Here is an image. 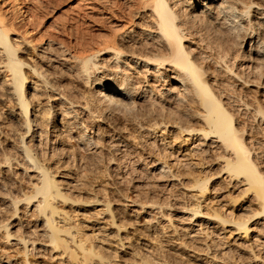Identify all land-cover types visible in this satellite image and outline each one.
I'll use <instances>...</instances> for the list:
<instances>
[{
	"label": "rangeland",
	"instance_id": "rangeland-1",
	"mask_svg": "<svg viewBox=\"0 0 264 264\" xmlns=\"http://www.w3.org/2000/svg\"><path fill=\"white\" fill-rule=\"evenodd\" d=\"M219 1L211 0L210 3L213 5ZM225 1L235 13L234 19L241 26H245L242 28H246V32L241 29L240 32L235 31L234 33L238 35L234 36L225 28L224 18H219L218 25L211 23L199 34L196 32L198 38H194L193 44L187 41L184 44H189L190 49L197 53L199 65L202 63L201 67L203 66L207 72L204 74H209L204 76L208 79L206 80L209 81V85L215 88L221 85L218 90L212 89L232 96L233 102L236 101L238 109L241 110H237L238 115L236 111L233 112L237 132L264 177V117L262 118L260 113L264 112L262 111L264 61L263 59L257 61L256 57L259 56L250 51L249 41L245 40L248 35L245 33L251 30H255L251 40L264 37L262 31L264 25L260 24L262 18L257 19L264 14V0ZM167 2L172 3V0ZM184 2L185 0H177L180 5L175 7V11L177 10L176 12L183 18L189 14L182 4ZM141 6L136 0H0V9L16 26V32H12L14 40L23 45L20 44L21 52H19L27 56L25 52L27 47L35 44L37 42L35 39L42 34L40 44L46 47L48 53L52 51L51 54L55 57L52 61L41 63L46 62L42 66L53 77L51 80L54 81L55 86L61 87L60 89L56 87L59 90L56 92L64 94L63 99L52 101L51 94L54 93L47 92L39 100L45 105L43 106L45 110L52 113L51 117L53 116L52 119L55 121L53 124L60 125L58 104L59 107L69 106L67 109L70 110V114L75 115L74 123L70 125V129L66 128L67 130L62 132L60 138L50 133L45 134L43 131L44 136L39 135L31 141L29 137L24 139L29 143L34 141L35 144L37 139L43 137L39 139L41 144H38V148L35 147L34 152L36 155L38 152L37 158L41 156L40 162L50 166L48 168L51 175L57 182L59 180L58 183L61 182L59 187L67 197V201L62 198L55 200L56 210L61 211L60 216H63L66 224L64 225L70 226L71 229L73 227L77 239L83 237L82 241L84 240L85 245H89L92 240L98 247L97 255L86 260L78 249L76 259L70 260L66 254L58 257V252L61 250L52 251L48 247H42L45 242L41 232L42 216L38 217L37 211L33 209L36 197L30 198V201L25 200L26 196H30L31 193L33 195L37 175L28 167L19 151L17 144H20L18 138L21 130L18 120L21 118L8 114L12 108L16 111L18 109L8 98L9 95H6V86L0 85V264H7L5 262L7 258L12 264H27V262L28 264H264L263 218L252 221L253 230L245 238H241L242 236L239 238V235L233 232L228 235L229 227L225 224L219 226L214 221L206 223L201 220L205 219L207 214L214 212L227 218H252L258 209V204L253 198V193L245 192L242 183L237 181L242 177L238 179L230 177L223 170V156L228 152L217 145L218 142L211 144L209 141L211 139L203 140L198 137L197 132V134L191 133L188 141L182 140L187 135L186 130H183L184 126L187 129L193 127L199 129L202 121L197 120L200 117L195 104L182 101L178 104L181 108L174 106L175 102L169 96L172 94L167 90L174 85L168 80L169 75L172 74L169 70L170 66L168 68V65L164 64L165 68L161 69L162 77L166 80L164 82L156 75L153 77V73H150L153 70L152 66H148L149 71H143L142 61H138V65H135L129 60L131 57L128 53L135 47L133 41L138 43L152 41L146 34L147 28L150 30L153 27L150 13L147 7ZM36 9L38 12L35 16L40 18L37 19L38 24L35 21V26L37 25L35 28L27 20L26 15L35 13ZM241 22H244L243 25ZM191 23L195 30L198 27V24H194L197 23L196 20H192ZM214 26L218 27L214 38L218 41L220 39L222 49L227 53L225 59H229V64L233 65H230L233 73L231 70H229L231 73L225 71L220 63L216 64L217 68L215 63H212V58L204 60L205 58L199 57V53L203 55L209 53L208 49H202V45L200 47V44H203L200 38L204 32H211ZM17 31L26 34V38L32 40V43L23 41L20 35H16ZM108 37L115 38L117 43L115 48L122 51L119 58L126 62L125 65L123 62H113L111 49L96 51L102 47L104 42L102 40ZM243 38L244 41L241 43ZM157 43L158 40L152 42L156 47ZM87 48L89 51L85 50ZM134 50L139 49L136 47ZM85 51L94 55L93 61L99 64V72L94 70L97 73L92 74L91 70L92 76L95 74L104 80V77L109 76L108 74L124 71L135 81L139 79L141 84L138 85L140 90L136 91L138 96H134L132 101L123 99L124 102H119V98L116 97L118 99L114 101L115 103L103 101L105 104H98L92 101L93 98L101 97V92L99 91L96 93L97 96L92 98L88 97L91 86L78 73L77 59L73 57L74 53L85 55ZM210 53L215 57L213 51ZM125 57L128 58L123 59ZM220 71L222 72L218 73ZM247 78H252V81ZM103 91L105 92L104 89ZM183 91L185 92L181 90L179 93L184 95ZM66 100L73 104L68 105ZM234 105L235 102L233 107ZM258 108L260 115L255 113ZM77 123H81L82 127L80 124L78 128ZM83 131L88 134L87 138L92 144L87 146L84 143L86 141L77 140L78 135ZM70 136L72 137L69 138ZM6 161L9 164H6ZM160 163L169 165V171L162 172L155 168ZM205 175L210 179V184L209 192L205 194L204 199L200 197L198 190L191 187V182L194 179L192 177L204 178ZM198 201L201 202L200 205L202 204L200 206L202 215L192 220L189 214L193 212V206ZM57 217L58 212L56 219ZM62 223L59 222L60 225ZM193 229L197 231L193 232ZM7 230L11 232V237H6ZM84 235L92 236L89 240H85ZM20 236L29 239L26 248L22 246V241H18ZM39 246L41 250L37 251ZM216 255L220 256L216 258ZM255 255L257 258L254 257Z\"/></svg>",
	"mask_w": 264,
	"mask_h": 264
},
{
	"label": "bare ground",
	"instance_id": "bare-ground-1",
	"mask_svg": "<svg viewBox=\"0 0 264 264\" xmlns=\"http://www.w3.org/2000/svg\"><path fill=\"white\" fill-rule=\"evenodd\" d=\"M136 1H137V4H140L142 6L147 7L149 10L148 12L150 13L149 15L151 17L153 27L151 26L152 28L150 30H148V28H147L148 32L146 34L149 36L148 38L152 39V41L149 42L147 40L149 43H147V42L146 43L145 42L144 43H138V41L137 42L133 41L132 43L135 46L134 48L138 47L139 50L136 51L133 48V51L128 53L129 54L128 56L131 57L129 60H131V62H133L135 65H138V63H139L138 61H142L143 67L141 70H143V71L144 70L149 71L148 66L149 65L152 66L153 72L151 71L150 73H153V77L156 75L157 77H159L161 79V81L163 80L164 82L166 80L164 79L165 77L164 78L162 77L163 71H161V69L165 68L164 67L165 65H168L167 66L168 68L170 66L171 69H169V70H171L172 74L169 75L168 80H170V82L174 85H172L170 83V85H172V86H171V88H167V90L172 94V95H169L171 97L172 101H174L177 104V105H175V103H174V106H178V108H181V106H179L178 104L182 101H184V102L187 101V102H189V104H195L194 106L198 107V109L196 111L200 117V119H197V120L202 121V125H201L202 127L200 126L201 128L199 127V129L198 128L195 129L194 127L187 129L186 126H184V129H183V127H181L180 130L183 129V130H186V132H187L186 133L187 135L185 136V138L182 136V138H184L182 140L188 141L187 139L190 138V137L188 138V136L191 133L195 132V134L198 133V135H199L198 137L202 138L203 140L204 139H207V140L211 139V140H209L211 142V144L218 142L217 145L222 146L223 149L228 152V154L225 153L226 155L223 156V160H224V164L222 166L223 170L225 172H227L228 175H230V177L237 178V179H238V177H242L241 179H238L237 181L242 183L243 190L245 192L250 191L253 193V195H254L253 198H255V200L258 204V209L254 213V215L252 214L253 215L252 218H249V217L227 218L223 215H220V214L214 212L212 214H207V215L205 214L207 217H204L205 219H201V220L204 222L206 221V223H210V221H214V222L218 223L219 226L225 224L226 226L229 227V229L227 231L229 233L228 235H230L231 232H233V234L239 235L238 236L239 238L241 236H242L241 238H245L253 230L252 229L253 227L251 226L252 221L256 220L257 218H263V221H264V177L262 175V172L258 169L256 164L253 162V160L250 156L249 149L246 147V145L244 144L243 140L240 138V136L237 132L238 128H236L237 125H235L236 123L234 122L235 113H233V112L234 111L237 112V110H240V109H238V107L236 105V101H234L235 107H233L234 102H233L232 96L230 97L229 95L221 94L223 92H221V93L215 92V90L217 88H220L221 85L217 88L211 87L209 85V81H207L208 79L204 77V76H207L209 74L205 75L207 72L205 71L203 66L201 67L202 63H201V65H199L200 63H199V61H197L198 60L197 53L195 51H193L192 49H190V45H189L190 43L193 44V40L197 36L196 32H198V34H199V32L203 31V29H207V27L210 26L211 23L212 24L215 23V25H218L219 18H224L223 22H225V28L228 29L230 32H232V34H234V36L236 34V33H234L235 31H239L241 29H244L242 27H245V26H241L240 23H238V21L234 19L235 13L232 11L231 7L226 4L227 2L225 0H220L219 2H215V3H213V5L210 3L211 0H185V2L182 3L185 6V7L184 6L183 7L189 11V14H187V15L185 14L186 15L185 18H183V16L181 17L176 12L177 10L175 11V7L180 3V2L177 3V0L176 1L172 0V3H168L167 0H136ZM181 2H183V1H181ZM207 2H209L210 4H208ZM36 4H38V3L36 2ZM39 5H41V4H39ZM179 5H178V7H179ZM39 8L41 10L40 6H39ZM184 8H183V10H184ZM37 9H38V6H37ZM178 11L181 12V10H178ZM34 12L36 13V12H38V10L34 11ZM245 12H247V11H245ZM35 13H31L29 15H26L27 20L29 22H31L32 25H34V26H35V21H36V24H38L37 19L39 17L38 16L36 18L37 13L36 14ZM182 13H184V12H182ZM7 16L8 15L2 9H0V85L6 86V89H7L5 91L6 95L7 94L9 95L8 98L11 99V101L14 103V105L18 109L16 111L14 108H12V109H10L9 113L8 112L7 113L9 115H12L15 117L17 116V117L21 118V119L19 118L20 120H18L19 121L18 123L20 125V126L19 125L18 126L20 127V130H21V132L19 133L20 138H18V136H17V138L20 139V144H17V145H19V147H18L19 151L22 154L23 160L26 161V164L29 165V166L28 165H26V166H28L30 169L35 171V173L37 175V178H35V179H37V181L35 183L33 182L35 184L34 189H33V195H31L32 194L31 193L30 196H26L25 200L30 201L31 200L30 198L36 197V201L34 200L35 204L33 205V209L37 211L38 217H39V215L42 216L41 217V220H42L41 225L43 226V230H41V232L43 234L41 232L40 233L43 235V237L45 239L44 241L46 242L45 243L43 241L45 244L41 243L42 247H45V248L48 247V249H50L52 251H55L57 249L61 250L60 252H58V257H60L62 254H66V256L70 260L76 259L77 253H79V252H77V249H78L82 253V256L84 257L85 260L90 259L91 256L97 255V248L98 247H97L96 242H93L91 240L89 245H85L83 243L84 240L82 241L83 237L77 239V237L74 234L75 232H74L73 227H72V229H73V231H72L70 226H65L66 224L63 221L64 218H63V216L62 217L60 216L61 211L56 210V206H55L56 201L55 200H57V198H59V200H60V198H62V199L67 201V197L62 192L63 189L61 190L60 189L61 187H59V184H61V182L58 183L59 180L57 182L56 179H54L55 177H53L51 175V171L49 170L50 168H48L49 165L47 166L42 161L40 162L39 158L41 156L39 158H37L38 152H37V155H36V152H34L35 147H37V146L39 147V145H38L40 143L39 139H42L43 137L41 136L39 139H37V142L35 141L36 142L35 144H33L34 141L32 143L30 142L31 143L30 144L28 140L25 141V139H24L26 137H29L30 141L34 140L35 138H38L39 135H43L42 134L43 131L45 134L50 133L51 135H55V136L57 135L59 137L60 135H62V132H64V130L66 128L70 129V125L74 123L73 122L74 121L73 116H75V115L70 114L71 113L70 110L67 109V108H69V106L68 107H62V105H61V107H59L60 104H58V109L59 108L60 109L57 111H58V115H60V117H61L58 121L60 123V125L58 126L56 124H53V122H55V121H54V119H52L53 116L51 117L52 113L50 114L48 111H46L45 108L43 107L45 105H43L42 104L43 102L41 103V101L39 100V98L43 97V95H45L44 93H47V92L48 93L49 92L54 93L53 95L51 94L52 97L48 96V94H46V96L53 98V99H51L52 101L54 99L62 100L63 96H64V94L62 95L61 93L56 92V90H57L56 87L59 88L58 87L59 85L55 86L54 81L51 80V78H53V77H51L50 74H48L49 72L47 73L45 68H43L42 65L44 63L46 64V62H44L43 64L41 63L43 61H47V62L50 60L52 61L55 58L51 54L52 48L49 49V51H51V52L48 53L47 52L48 50H46V47L44 45L42 46L40 44L41 43L40 42L41 37H42V34H40L37 37V39H35L37 42L33 45H30L31 48L30 47L28 48L26 46L27 50L25 52H26L27 56L22 55L20 53L21 52L20 46L22 44L20 43L21 44L20 45L19 42L17 43V41L14 40V37L12 35V32H14V31L16 32V26H15L13 20L9 19V17H7ZM34 18H36V20ZM258 18H262V21L260 24L264 25V14L261 15V17H257V19ZM191 19L196 20L197 23H194V24H198L197 25L198 27H196L197 30L193 29L194 25L191 23L192 22ZM189 20H190V22H189ZM220 20H222V19H220ZM220 23H222V21ZM242 23H244V22H241V24ZM222 25H224V24H221V26ZM36 26H35V28H36ZM216 28H218V27L214 26V28H212L211 32H207V33L204 32V35H202V37L200 38V41L203 42V44H200V47L202 45L203 47H201V48L202 49L204 48V50L208 49L209 53L208 54L206 53V55L199 53V55H200L199 57L205 58L204 60H206L207 58L208 59L212 58V63H215L214 65H216V64L218 65L220 63L219 65L224 66L223 69L225 71H229V70H231V66H233V65H231L232 64L231 62H230L231 64H229V59L228 60L225 59L227 56V53L224 52L225 50L222 49L220 39L218 41V39L214 38L215 37L214 35H216V33H217ZM245 29H244V31L246 32ZM254 31L255 30H251V31L245 33V35L246 34H248V35L246 38L245 37L244 38H245V40L248 39V41H249L248 45L250 47L249 48L250 51L252 50L257 56H259V57H256L257 61H258V59L259 60L263 59L262 61H264V37L262 39H260L261 37H259V38L257 37L256 39L251 40V38H253L252 34L254 33ZM262 31L264 33V27H263ZM19 32L16 35H20L22 37L23 41H25L27 43L32 41V40L30 41L26 38V36H25L26 34H22ZM193 32H195V34ZM229 34H231V33H229ZM210 35H213V36H210ZM236 35H238V34H236ZM114 37H108L110 39L107 38V39H105L106 41L102 40V41H104V42H102L103 43L102 47L101 48L99 47L98 49H96V51L99 52L103 49H107V50L111 49L112 50L111 55L113 58V59L112 58L111 59L113 60V62L114 63L123 62L125 65L126 62L124 60H121V58H119L120 57L119 55L122 53V51L120 49L115 48V44H117V43H116V40ZM244 38L241 39V41H242V42L240 41L241 43H243ZM234 39H236V38H234ZM155 40H158V43H157L158 46L157 47H156V45L152 44V42ZM185 41H187L189 43L188 44L189 46L184 44ZM135 43H137V44H135ZM197 46H199V45H197ZM50 47H48V48H50ZM82 48H83V46H82ZM24 49H26V48H24ZM24 49H22V50H24ZM85 50H88V48ZM88 51L87 52L85 51V55H79V54L74 53L75 56H73V57L77 59V63H78L77 68H79L78 73H80L81 77H84V79L83 78L82 79L85 80L86 82H88V84H90V86H91V90H90L91 92L89 93V95L87 94L88 97L90 96L92 98L94 96H97L96 93H99V91L101 92V97L98 96L96 98H93L92 101H94L98 104L99 103L101 104L104 102L115 103L114 101H116L118 98H119L118 101L122 102L123 99H128L129 101H132L131 99L134 96H138L136 91L140 90V89H138L139 88L138 85L141 84L140 81H138L139 79H137L135 81L134 79H132V77L130 78L129 76H127L126 72L121 71L119 73L115 72L114 74H108L109 76L104 77V80H102L101 79L102 77L100 78L99 76L95 75L97 72H99V70H98L99 64L97 65V63L93 61L94 59H92V57L94 55H92L91 53H88ZM210 51L214 52L213 55H215V57L214 56L212 57V54L210 53ZM105 52H108V51H105ZM45 53L47 55H45ZM79 53H81V52H79ZM60 54H61V52H60ZM260 56H261V58H260ZM30 57H33V58H30ZM231 57H233V56H231ZM127 58L128 57H125L123 59H127ZM222 62H224V63H222ZM77 63H75V64H77ZM70 66L72 67V65H70ZM217 68H218V66H217ZM219 69H220V67H219ZM94 70H96L97 72H95ZM91 72H92V74L95 72V74L92 76ZM221 72L222 71H220L218 73H221ZM231 72L233 73L234 71L231 70ZM231 72L229 71L228 73H231ZM50 73H52V72H50ZM240 73L241 72H239V74ZM53 75H55V74H53ZM105 75H106V73H105ZM216 75H218V74L216 73ZM215 77L217 78V76H215ZM244 77H246V76H244ZM233 78H235V77H233ZM240 79H242L241 76H240ZM251 79H248V80L252 81ZM143 81H144V83H146L145 79ZM244 81H246V80H244ZM245 84H247V83H245ZM251 84L252 83H250V85ZM242 85H243V83H242ZM262 85H258V86L261 87ZM212 86H214V85L212 84ZM212 88H214L215 90H213ZM103 89L105 90V92L103 91ZM142 90H144V89H142ZM167 90H165V91H167ZM181 90H185V92L183 91L184 95H181L179 93V92H181ZM57 91H59V90H57ZM163 91H164V89H163ZM88 92H89V90H88ZM182 96H184V97H182ZM116 97H118V98H116ZM168 99H169V97H168ZM165 101H167V100H165ZM169 101H170V99H169ZM47 102H45V103H47ZM66 103H68V105L73 104L72 102H67V100H66ZM171 103H173V102H171ZM189 106H191V105H189ZM230 106H232V107H230ZM232 108H234V109H232ZM191 109H193V107ZM263 110L264 109H262V111ZM256 111L257 112H255V113L259 114L260 108H258ZM184 112H186V111H184ZM187 113H190V112H187ZM250 113H253V112H250ZM260 113H261V117L262 116L264 117V112H260ZM237 115H238V112H237ZM181 116H183V115H181ZM80 124L81 123L76 124L78 126V128H80V126H79ZM178 126H180V125H178ZM81 127H82V124H81ZM18 132H19V130H18ZM184 133H185V131H184ZM87 135L88 134H86V132L83 131L81 134L78 135L79 137H77L78 138L77 140L81 139V140L86 141V142L83 141L85 143V145L92 144L88 140ZM65 136H67V134ZM71 137L72 136H70L69 138H71ZM84 143H81V144H84ZM45 145H47V144H45ZM93 146H95V144ZM201 150H204V149H201ZM195 151H196V149H195ZM199 153H201V152H199ZM191 154H194V153L192 152ZM58 162H60V160ZM6 164H9V162H7ZM65 164H63L64 167H65ZM58 165H59V163H58ZM168 166L169 165L166 166L165 164L160 163V165L155 167V168H158V170L163 172V171H167L170 168ZM58 172H59V170H58ZM55 173H57V171H55ZM62 173H64V172H62ZM206 177H207L206 175L204 178L201 177L202 179L200 177L197 178V176H196V178L192 177L194 179H193V182H191V187L198 190L199 191L198 194L200 195V197L202 196L204 199H205V194H207L209 192V184H210L209 183L210 179L208 177L207 178ZM62 183H64V182H62ZM200 203L201 202L198 201L194 204V206H193L194 209H192L193 212L191 211L192 213L189 214L190 219L193 220V218L200 217L202 215V214H200V206L202 205V204L200 205ZM205 203H207V202H205ZM12 204H14V203H12ZM59 209H61V208H59ZM14 210H15V208H14ZM57 212H58V217H57L58 219H56ZM61 221L63 223L60 225L59 222H61ZM188 222H190V221H188ZM4 223H5V221H4ZM192 224L195 225V223H192ZM198 226H200V225H198ZM262 226H264V225H262ZM41 227H40V229H41ZM192 231L196 232L197 229H193ZM10 233L7 230V232H5L6 237H9ZM41 234H40V236H41ZM91 236L84 235V239L89 240V238ZM28 240L29 239H26V238L20 236L18 241H20V242L22 241V243H23L22 246L26 248V244H27ZM42 240H43V238H42ZM243 240H245V239H243ZM29 243L32 245L31 242H29ZM25 250L26 249H24V251ZM39 250H41L40 246H39V249H37V251H39ZM99 254H101V253H99ZM219 254H221V253H219ZM219 256L216 255V258ZM99 257L102 258L103 256L99 255ZM254 257L257 258L256 255ZM224 260H226V259H224ZM5 262L7 264H12L8 258L5 260ZM27 264H28V262H27Z\"/></svg>",
	"mask_w": 264,
	"mask_h": 264
}]
</instances>
